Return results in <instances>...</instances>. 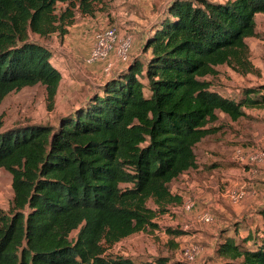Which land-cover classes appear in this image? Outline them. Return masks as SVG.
I'll list each match as a JSON object with an SVG mask.
<instances>
[{"label":"trees","instance_id":"trees-1","mask_svg":"<svg viewBox=\"0 0 264 264\" xmlns=\"http://www.w3.org/2000/svg\"><path fill=\"white\" fill-rule=\"evenodd\" d=\"M103 3L0 0V106L41 85L52 109L64 76L34 38L63 39ZM258 14L264 0H173L147 36L145 62L133 59L58 126L0 132V169L13 189L9 212L0 209V264H170L109 252L182 203L171 185L199 167L195 148L216 133L218 113L237 121L264 109V85L228 97L212 80L221 66L251 70L246 41L258 37ZM215 256L264 264V224L223 230Z\"/></svg>","mask_w":264,"mask_h":264},{"label":"rangeland","instance_id":"rangeland-1","mask_svg":"<svg viewBox=\"0 0 264 264\" xmlns=\"http://www.w3.org/2000/svg\"><path fill=\"white\" fill-rule=\"evenodd\" d=\"M172 1L104 0L94 17L78 15L76 18L78 28L89 27L85 41L74 44L77 42L74 39L75 30L63 39L57 35L46 41L35 37L55 53L57 65L59 63L60 67L65 68L63 70L72 69L74 72L64 76L52 109L48 107L46 91L41 85L8 95L0 106L3 121L0 132L33 124L58 126L62 117L80 107L91 93L126 68L133 59L145 62L149 57V51H144L147 36ZM256 22L258 37L246 41L251 70L245 72L238 66H221L217 68L218 76L212 79L215 89L223 95L235 97L241 88L264 85V14H258ZM111 26L117 28L121 40L131 39L129 61L121 62L112 56L110 61L115 64L110 74L104 72L102 62L96 63L102 66L98 73L87 71L96 65L86 64L96 32ZM218 117L219 120L214 124L216 133L196 147L198 170L171 185L174 192L181 193L182 203L171 207L169 213L156 220L158 228L152 232L137 233L117 243L110 254L141 261L164 258L170 264H215V245L223 230L232 232L237 224L248 225L252 229L258 223L264 224V218L259 215L261 209L264 210V192L259 194L257 204L250 210H247L245 199L238 205L230 199V195L237 191H244L247 196L249 190L243 185L249 179L245 172L249 169L259 170L258 166L264 165V161L252 163L251 160L254 155L264 152V109L246 110V116L237 121H232L222 113H218ZM194 183L196 186L191 187ZM199 189L212 194L213 200L204 203ZM12 200V176L0 169V209L9 212ZM215 204L223 206L225 212L219 214L220 209H215ZM186 206H190L189 211H185ZM205 214L212 217L210 223L204 222ZM209 226L214 231L212 236L207 234ZM167 229L181 234L170 235ZM75 236L76 232L72 238ZM206 236L208 239L216 238L214 246L205 242ZM195 245L202 247L204 253L195 261H189L183 254L184 250Z\"/></svg>","mask_w":264,"mask_h":264},{"label":"built area","instance_id":"built-area-1","mask_svg":"<svg viewBox=\"0 0 264 264\" xmlns=\"http://www.w3.org/2000/svg\"><path fill=\"white\" fill-rule=\"evenodd\" d=\"M132 41L130 38L120 39L117 28L115 26L107 27L96 32L94 37V46L86 58L87 65H94L96 63H104V72L111 73L114 67V62L110 61L112 56L117 60L127 63L130 58V49ZM252 163H260L264 161V152H260L252 157ZM246 193L244 191H237L230 195V199L235 204L241 203L245 199ZM185 211L190 210V206H186ZM177 212V209H175ZM204 222L210 223L212 217L208 214L203 215ZM204 250L200 246H191L184 250V256L189 261H195L201 257Z\"/></svg>","mask_w":264,"mask_h":264},{"label":"crops","instance_id":"crops-1","mask_svg":"<svg viewBox=\"0 0 264 264\" xmlns=\"http://www.w3.org/2000/svg\"><path fill=\"white\" fill-rule=\"evenodd\" d=\"M88 26H86V27H81V28H78V25L77 24H74L71 28H69V32L70 31H72V30H75L73 33H75V37H74V39L77 41V42H75L74 44H76V43H78V42H80V41H85L87 38V35H89V32H88ZM77 29V30H76ZM136 44V43H135ZM62 60H64V59H62ZM57 67L61 70V72H62V74H63V76H67L68 74H70V72H74V71H72V69H70L69 71L67 70H63V69H65V68H63V67H60L59 66V63H58V65H57ZM101 64H96V65H94V66H91V67H89L88 68V70L87 71H93L92 73H98L100 70H101ZM67 74V75H66ZM72 74H74V73H72ZM99 75V74H98ZM64 79V78H63ZM61 86V85H60ZM60 89V88H59ZM205 140V139H204ZM203 140V141H204ZM202 141V142H203ZM201 142V143H202ZM200 143V144H201ZM199 145V144H198ZM197 145V146H198ZM196 146V147H197ZM195 152H196V148H195ZM197 160H198V158H197ZM198 165H199V163H198ZM260 169L259 170H252V169H249V170H245L244 169V172H245V174L248 176V179H249V181L248 182H246V183H244V185L243 186H247V189L249 190V192L247 193V196H246V198H245V205L247 206V210H250V209H252L254 206V204H257V197L259 196V194L261 193V192H264V165H259L258 166ZM199 168V167H198ZM198 168L196 169V170H198ZM196 170H192V171H189V172H187V173H185V174H183V175H181L177 180H175L172 184H174V183H179L180 182V180H182V179H184V178H186V176L188 177V174H192V172L193 171H196ZM192 186H196V184L194 183V184H191V187ZM172 190V189H171ZM172 192L173 193H176V192H174L173 190H172ZM198 192L199 193H202V197H201V200L202 201H204V203H209V202H211L212 200H213V198H214V196L212 195V194H210V193H207V192H205V191H202V190H198ZM176 194H179L180 196H182L181 195V193H176ZM235 205V204H234ZM238 205V204H237ZM246 206H244V207H246ZM220 209V213L219 214H221V212H225V210H224V207L223 206H221V205H217V204H215V209ZM213 229H212V227H208V236H212L213 235ZM217 235V234H216ZM215 241H216V238L215 239H208L207 238V236L205 237V242L207 243V244H212L213 246H214V243H215Z\"/></svg>","mask_w":264,"mask_h":264}]
</instances>
